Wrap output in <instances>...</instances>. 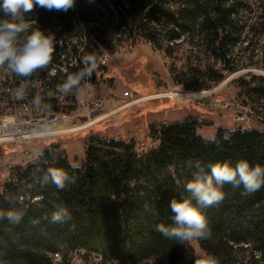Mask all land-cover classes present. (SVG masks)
<instances>
[{
  "label": "trees",
  "instance_id": "1",
  "mask_svg": "<svg viewBox=\"0 0 264 264\" xmlns=\"http://www.w3.org/2000/svg\"><path fill=\"white\" fill-rule=\"evenodd\" d=\"M28 16L36 22L34 29L54 36L53 59L67 58L64 68L52 73L51 62L27 81V96H40L54 110L66 107L59 104V93L47 94L80 71L82 58L113 51L128 35L184 55V66L205 82L199 86L193 76L175 74L174 80L192 89L264 59V0H76L67 13L37 6ZM238 80L239 93L258 108L264 122V75ZM21 82L0 72L3 95ZM199 124L197 117L154 121L149 146L133 136L93 135L82 165L73 164L65 148L52 143L39 158L15 166V179L0 192V210H21L23 218L18 224L0 220V264H70L69 255L78 248L117 264H194L197 244L220 264H264V187L248 194L242 186L224 184V200L203 209L212 231L208 239L180 244L156 230L160 223L171 224L169 201L187 195L184 184L197 163L207 170L210 163L235 166L243 159L264 167V128L219 126L208 136ZM228 129L235 132L226 141ZM213 138L218 143L210 142ZM49 167L65 170L75 182H66L63 189L50 180L42 185ZM60 206L70 216L53 223L51 215ZM55 252L60 259L55 260Z\"/></svg>",
  "mask_w": 264,
  "mask_h": 264
},
{
  "label": "rangeland",
  "instance_id": "2",
  "mask_svg": "<svg viewBox=\"0 0 264 264\" xmlns=\"http://www.w3.org/2000/svg\"><path fill=\"white\" fill-rule=\"evenodd\" d=\"M92 37L96 38V35L93 34ZM75 39V36L69 37L70 41ZM61 59L63 60L52 58V73L57 68H64L67 58L62 55ZM97 63L91 78L82 80L77 92L67 96L59 94L61 106L80 112L74 115V123L79 128L57 136L8 144L9 149L17 152L16 166L20 164V160H26L22 165L33 160L38 155V150H44L52 143L65 148L73 164L82 165L86 144L93 135L120 138L133 136L137 143L149 146V126L154 121L197 117L200 119L198 130L208 136L214 135L219 126L232 128L260 125L264 128L258 108L252 102L245 101L239 93L238 80L240 76L248 78L253 74L264 75L263 58L255 64H242L236 70L228 71L219 82L198 89L188 88L174 80L175 74L177 77L193 76L199 86L205 82L201 76H194L184 66V55L168 54L164 47H158L141 35L125 36L113 51L102 50L97 56ZM157 94L160 96H156ZM87 96L103 101L101 112L89 114L87 107H79V99ZM248 105L256 112L248 110ZM45 109L54 110L50 107ZM95 116L96 120L93 121ZM22 119L24 127L29 128L34 119L39 121L45 117L32 115ZM70 123L63 122L64 125ZM42 129L39 127L35 131L40 132ZM204 254L197 244L196 258ZM69 257L70 264H117L116 260H105L98 253L83 255L81 258L72 251Z\"/></svg>",
  "mask_w": 264,
  "mask_h": 264
},
{
  "label": "clouds",
  "instance_id": "3",
  "mask_svg": "<svg viewBox=\"0 0 264 264\" xmlns=\"http://www.w3.org/2000/svg\"><path fill=\"white\" fill-rule=\"evenodd\" d=\"M95 0H88L94 3ZM47 11H60L67 13L74 10L76 0H2L0 2V70H7L23 82L13 90L16 100L27 98V81L46 70L55 52V38L53 35H46L38 27L33 28L35 20L29 19L28 14L36 7ZM83 67L80 71L70 74L62 82L56 85V92H49V98L56 93L67 96L77 92L81 81L91 78L96 70L97 58L92 55H85L82 58ZM32 106L39 110L50 107L42 102L40 96L31 101ZM235 129H228L224 140H230ZM210 142L218 143L213 140ZM196 172L193 178L184 184V192L181 198H172L169 201L171 224L160 223L156 230L168 239H174L180 244L190 243L193 240L208 239L212 231L203 209L218 205L224 200L222 186L232 184L242 186L248 194H253L264 187V167L257 164L250 166L247 160H239L232 166L229 162L210 163L205 167L199 163L196 165ZM51 183L59 189L65 187L66 182L74 183V178L61 168L49 167L44 174L41 184ZM177 183H180L177 181ZM37 199H42L38 197ZM22 202V201H21ZM68 210L60 206L51 215L53 223H62L69 218ZM23 218L21 210L10 208L0 210V220L7 219L13 224H18ZM194 264H220L218 258L205 253L194 260Z\"/></svg>",
  "mask_w": 264,
  "mask_h": 264
},
{
  "label": "built area",
  "instance_id": "4",
  "mask_svg": "<svg viewBox=\"0 0 264 264\" xmlns=\"http://www.w3.org/2000/svg\"><path fill=\"white\" fill-rule=\"evenodd\" d=\"M257 63L254 62L253 64ZM2 89L0 88V192L4 190L7 181H12L15 179L12 172L13 168L16 166V154L15 149H9L8 144H16L20 142H29L34 139L44 138L48 136H57L59 134L67 133L74 131L79 128L77 123H74V115L80 112H73L68 109H59V110H46V109H35L32 104V98L28 95L25 100H16L13 96V91L11 94L3 95ZM23 106H30V113H23ZM87 107V113L92 114L95 111L101 112L103 101L101 99H90V97H81L79 99V107ZM248 110L253 111L251 106H246ZM38 116L45 115V121L51 120L47 126H41L37 124V120L34 119L30 122L29 128L24 127L22 118L25 116ZM261 117V115H259ZM262 118V117H261ZM96 120V116L93 121ZM71 122L70 125H64L63 122ZM43 128L42 131H35L37 128ZM45 128L54 129L52 133H47L43 135ZM31 138V139H30ZM43 150H38V158L42 154ZM26 162V160H24ZM24 162L20 160L19 165H22ZM75 254L82 258L83 255H86V250L83 248H78L74 250ZM97 255V253H93ZM55 260L61 258L60 252H55L53 254Z\"/></svg>",
  "mask_w": 264,
  "mask_h": 264
},
{
  "label": "bare ground",
  "instance_id": "5",
  "mask_svg": "<svg viewBox=\"0 0 264 264\" xmlns=\"http://www.w3.org/2000/svg\"><path fill=\"white\" fill-rule=\"evenodd\" d=\"M184 94V93H183ZM162 95V94H161ZM182 95V94H181ZM184 95H186V94H184ZM156 96H160V95H156ZM30 113V106H23V113ZM44 117H45V115H44ZM51 120H46L45 121V119L44 120H40L39 119V121L37 120V124L38 125H41L42 127L43 126H47L48 125V123L50 122ZM47 124V125H46ZM54 129H50V128H45L44 127V131H43V133H45V134H43V135H46L47 133H52V131H53ZM31 139V138H30ZM38 156V155H37ZM36 156V157H37Z\"/></svg>",
  "mask_w": 264,
  "mask_h": 264
},
{
  "label": "crops",
  "instance_id": "6",
  "mask_svg": "<svg viewBox=\"0 0 264 264\" xmlns=\"http://www.w3.org/2000/svg\"><path fill=\"white\" fill-rule=\"evenodd\" d=\"M257 126L260 127V125H257ZM244 127H249V126L244 125ZM250 127H253V126H250Z\"/></svg>",
  "mask_w": 264,
  "mask_h": 264
},
{
  "label": "water",
  "instance_id": "7",
  "mask_svg": "<svg viewBox=\"0 0 264 264\" xmlns=\"http://www.w3.org/2000/svg\"><path fill=\"white\" fill-rule=\"evenodd\" d=\"M0 153H1V145H0Z\"/></svg>",
  "mask_w": 264,
  "mask_h": 264
}]
</instances>
